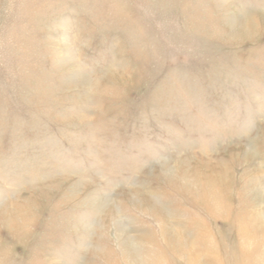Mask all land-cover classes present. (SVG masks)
<instances>
[{"label": "rangeland", "instance_id": "obj_1", "mask_svg": "<svg viewBox=\"0 0 264 264\" xmlns=\"http://www.w3.org/2000/svg\"><path fill=\"white\" fill-rule=\"evenodd\" d=\"M0 264H264V0H0Z\"/></svg>", "mask_w": 264, "mask_h": 264}, {"label": "bare ground", "instance_id": "obj_2", "mask_svg": "<svg viewBox=\"0 0 264 264\" xmlns=\"http://www.w3.org/2000/svg\"><path fill=\"white\" fill-rule=\"evenodd\" d=\"M99 207V206H98ZM102 209V208H101Z\"/></svg>", "mask_w": 264, "mask_h": 264}]
</instances>
